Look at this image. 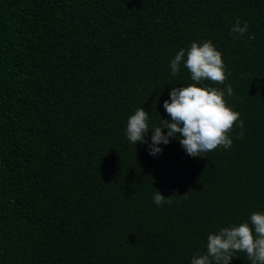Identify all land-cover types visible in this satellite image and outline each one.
<instances>
[{"label":"trees","instance_id":"16d2710c","mask_svg":"<svg viewBox=\"0 0 264 264\" xmlns=\"http://www.w3.org/2000/svg\"><path fill=\"white\" fill-rule=\"evenodd\" d=\"M239 20L243 35L232 34ZM254 35V39L249 37ZM222 54L230 149L149 154L138 108L169 120L170 62ZM233 88L228 96L226 88ZM167 133V130H163ZM158 190L171 205L153 202ZM186 197H182L186 194ZM264 213V0H0V264H191L207 236ZM230 264H251L238 253Z\"/></svg>","mask_w":264,"mask_h":264},{"label":"clouds","instance_id":"9594fccd","mask_svg":"<svg viewBox=\"0 0 264 264\" xmlns=\"http://www.w3.org/2000/svg\"><path fill=\"white\" fill-rule=\"evenodd\" d=\"M248 24L243 26L239 20L231 28L232 34L243 36L248 31ZM254 39V35L249 37ZM181 64L189 71L194 83L188 86L172 87L170 102L165 100L163 107L170 117L161 119L159 126L149 127L150 114L138 108L128 118L125 134L130 143H148L145 134L152 129L149 154L162 153L159 145H167L170 138L178 139L186 154L191 157H203V154L215 151L218 147L230 149V134L239 127L237 139L243 137L244 121L240 113L230 108L224 99L225 90L215 87L197 86L204 81L224 84L230 73H226L222 54L210 40L202 44L192 42L189 49H180L170 62L171 75L180 73ZM228 96L233 95L229 84ZM164 129L167 133H164ZM187 193L182 197H186ZM175 196L165 197L158 190L154 193L153 202L157 206L171 205ZM238 253H245L251 264H264V213L254 212L249 221L239 225L221 228L217 233L207 236L206 252L196 254L191 264H230Z\"/></svg>","mask_w":264,"mask_h":264}]
</instances>
